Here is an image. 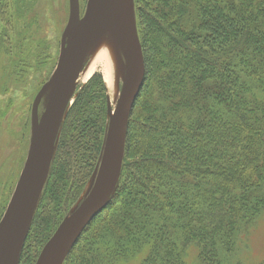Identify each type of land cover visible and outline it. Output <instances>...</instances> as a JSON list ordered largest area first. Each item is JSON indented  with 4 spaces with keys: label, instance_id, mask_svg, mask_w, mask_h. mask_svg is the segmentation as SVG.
Returning <instances> with one entry per match:
<instances>
[{
    "label": "trees",
    "instance_id": "trees-1",
    "mask_svg": "<svg viewBox=\"0 0 264 264\" xmlns=\"http://www.w3.org/2000/svg\"><path fill=\"white\" fill-rule=\"evenodd\" d=\"M144 83L120 175L63 264H226L264 210V0H133ZM108 114L99 72L77 90L22 245L25 264L97 167Z\"/></svg>",
    "mask_w": 264,
    "mask_h": 264
},
{
    "label": "water",
    "instance_id": "water-1",
    "mask_svg": "<svg viewBox=\"0 0 264 264\" xmlns=\"http://www.w3.org/2000/svg\"><path fill=\"white\" fill-rule=\"evenodd\" d=\"M69 16L40 117L42 86L31 105L32 134L15 188L0 219V264H17L32 216L46 184L60 129L76 96L77 79L87 55L105 33L119 47L124 63L119 93L108 104L106 132L93 180L81 199L43 245L34 264H63L83 229L105 207L115 191L124 153L129 116L144 83V62L136 30L133 0H68Z\"/></svg>",
    "mask_w": 264,
    "mask_h": 264
},
{
    "label": "rangeland",
    "instance_id": "rangeland-1",
    "mask_svg": "<svg viewBox=\"0 0 264 264\" xmlns=\"http://www.w3.org/2000/svg\"><path fill=\"white\" fill-rule=\"evenodd\" d=\"M86 1L79 0L80 15ZM68 16V0H0V219L27 156L32 134L31 105L42 86L46 87L42 108L47 103L48 84L57 63ZM103 37L113 39L110 33ZM115 45L121 74L117 81V95L111 104L108 103L111 110L124 72L122 56ZM89 61L90 53L84 65ZM94 72L102 76L100 62L95 64L92 74ZM85 82L77 83L76 93ZM93 175L77 202L88 190ZM34 245L35 242H28L22 264L33 252ZM183 258L184 264H197L196 249L189 247ZM125 264H140L139 258ZM226 264H264V210L238 236L235 250L230 253Z\"/></svg>",
    "mask_w": 264,
    "mask_h": 264
},
{
    "label": "bare ground",
    "instance_id": "bare-ground-1",
    "mask_svg": "<svg viewBox=\"0 0 264 264\" xmlns=\"http://www.w3.org/2000/svg\"><path fill=\"white\" fill-rule=\"evenodd\" d=\"M116 50L115 41L112 38L100 37L90 51V61L83 66L77 79V83L85 82L92 74L95 64L100 62L108 103L110 104L117 95V81L121 74Z\"/></svg>",
    "mask_w": 264,
    "mask_h": 264
},
{
    "label": "flooded vegetation",
    "instance_id": "flooded-vegetation-1",
    "mask_svg": "<svg viewBox=\"0 0 264 264\" xmlns=\"http://www.w3.org/2000/svg\"><path fill=\"white\" fill-rule=\"evenodd\" d=\"M79 1V0H78ZM69 3V2H68ZM80 8V7H79ZM40 90V89H39ZM38 90V91H39ZM45 90H46V87H45ZM45 90H44V93H45ZM44 93H43V95H44ZM37 94V93H36ZM43 95H42V98H43ZM42 98H41V100H40V102H39V105H38V116L40 117V115L42 114V112H43V109L44 108H42V105H41V102H42ZM47 98H48V96H47ZM31 115V114H30Z\"/></svg>",
    "mask_w": 264,
    "mask_h": 264
}]
</instances>
